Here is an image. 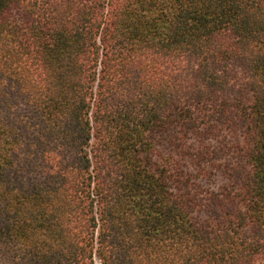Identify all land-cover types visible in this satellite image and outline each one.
<instances>
[{"label": "trees", "instance_id": "16d2710c", "mask_svg": "<svg viewBox=\"0 0 264 264\" xmlns=\"http://www.w3.org/2000/svg\"><path fill=\"white\" fill-rule=\"evenodd\" d=\"M0 264H264V0H0Z\"/></svg>", "mask_w": 264, "mask_h": 264}]
</instances>
